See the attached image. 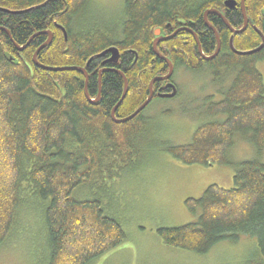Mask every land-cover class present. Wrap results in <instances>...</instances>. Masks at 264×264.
Listing matches in <instances>:
<instances>
[{
    "label": "trees",
    "instance_id": "obj_1",
    "mask_svg": "<svg viewBox=\"0 0 264 264\" xmlns=\"http://www.w3.org/2000/svg\"><path fill=\"white\" fill-rule=\"evenodd\" d=\"M89 0H0V8L17 10L7 26L12 40L26 49L17 54L3 35L0 39V246L11 242L14 230L31 212L44 223L47 264H94L125 240L118 220L104 211L98 200H83L74 192L104 177L118 178V162L127 158L132 142L146 123L142 112L127 118L146 100L151 80L167 74L166 63L152 51L154 31L169 36L184 28L197 36L201 51L211 56L216 48L213 33L204 26L203 13L215 9L234 29L242 23L239 2L226 13L228 0H125L119 29H80L75 20ZM251 23L232 39L237 52L258 48L264 36V0H245ZM20 10V11H19ZM208 22L220 38L218 55L204 61L188 31L157 45L176 71L212 72L214 82L232 76L222 98L208 105L211 119L195 129L187 145L167 143L162 151L183 165L230 166L233 187L208 186L198 199L184 205L196 220L179 227H161L157 235L170 248L205 255L214 246L242 244L247 237L254 250L247 264H264V164L257 159L234 163L227 158L233 137L238 135L257 153L264 147V84L257 62H264V47L250 55H237L229 48L231 36L218 17ZM61 24L67 35L53 23ZM53 32L52 42L37 52L39 65L48 68H84L87 94L97 95L98 65L109 54L87 61L112 46L118 50L116 64L101 74V100L90 102L84 94V77L77 71H46L32 62L45 42L40 33ZM11 61V62H10ZM13 61V62H12ZM104 62V61H103ZM108 69L110 71H108ZM157 81L153 84L156 89ZM204 112V110H203ZM32 206V207H31Z\"/></svg>",
    "mask_w": 264,
    "mask_h": 264
},
{
    "label": "rangeland",
    "instance_id": "obj_2",
    "mask_svg": "<svg viewBox=\"0 0 264 264\" xmlns=\"http://www.w3.org/2000/svg\"><path fill=\"white\" fill-rule=\"evenodd\" d=\"M124 1L89 0L73 28L119 29ZM256 68L264 84V62H257ZM212 76L207 67L199 72L177 67L172 81L178 95L154 99L145 108L142 116L146 123L133 140L127 158L118 162L115 171L119 177L110 181L104 177L74 192L79 199L98 200L106 214L118 220L125 235L122 243L94 264H247L251 258L254 250L247 237L240 239L242 244L224 242L198 255L167 247L157 235L161 227H179L196 220L197 214L184 205L186 199H198L210 185L233 187L234 170L230 166L183 165L162 151L167 143L189 144L193 132L203 123L224 120V116H204L208 105L205 100H220L232 76L219 82ZM227 158L234 163L257 159L264 164V147L257 153L235 135ZM26 217V222L14 230L11 242L0 246V264H47L44 223L37 211Z\"/></svg>",
    "mask_w": 264,
    "mask_h": 264
},
{
    "label": "water",
    "instance_id": "obj_3",
    "mask_svg": "<svg viewBox=\"0 0 264 264\" xmlns=\"http://www.w3.org/2000/svg\"><path fill=\"white\" fill-rule=\"evenodd\" d=\"M236 6V2L235 1H225L224 2V7L226 9H233L235 8ZM245 0H240L239 2V8H240V11H241V14L243 16V19H244V22H243V25L240 29H234L232 28L229 23L226 21V19L224 18V16L218 12L217 10L215 9H210V10H207L203 13V23L205 25L206 28H208L214 35V38H215V41H216V48H215V51L214 53L211 55V56H205L202 51H201V48H200V45L198 43V40H197V36L195 34H193L190 30H185L184 28H180V29H177L175 30L171 35L169 36H162L160 34V30L159 29H156L154 31V36H155V39L153 40L152 42V51L153 53L162 61H164L168 67V72L166 75L162 76V77H156L155 79L151 80L149 85H148V88H149V94L146 98V100L135 110V112L133 114H131L130 116H128L127 118H124V119H121V120H117L115 119V116H114V110L115 108L121 103V101L123 100V98L125 97L126 95V92H127V80L124 76V74L120 71H116L114 70V72L116 74H119V76H121L122 80H123V93H122V96L119 100V102L116 104V106L111 110V118L113 120V122H115L116 124H122V123H125L129 120H131L132 118H134L137 114H139L140 112H142L146 106L149 104V102L152 100L153 98V94H152V84L155 82V81H167L170 79V77L172 76L173 74V70H174V67H173V64L165 57L161 56L159 54V52L157 51V45L160 43V42H164V41H168L170 39H172L179 31H188L190 34H192L194 40H195V43H196V46H197V51H198V54L200 55V57L204 60V61H210L212 60L213 58H215L218 53H219V50H220V39H219V36L216 32V30L214 29V27H212L210 25V23L208 22V19L207 17L209 15H214L216 17H218L222 23L227 27V29L230 31L231 33V36L229 38V48L231 49V51L237 55H250V54H253V53H256L258 51H260L263 47H264V36L262 35V33L257 29L255 28V26H253V29L258 33V35L260 36V39H261V44L258 48L252 50V51H249V52H245V53H241V52H237L233 46H232V39L235 35H239L241 34L242 32L245 31L246 29V26H247V18H246V14H245ZM47 34V33H46ZM50 35V33H48ZM63 34H64V38L65 40L67 39V36H66V33L65 31L63 30ZM39 34H35L34 36H37ZM32 36L28 42L26 43V45L29 44V41L32 40V38L34 37ZM51 43V35L48 37V39L45 41L44 44H42L37 50L36 52L33 54L32 56V62L35 66L43 69V70H46V71H77L79 73H81L84 77V94L86 96V98L88 100L89 97H88V94H87V90H86V87H87V80H88V75L86 73V70L84 68H79V67H68V68H48V67H44L42 65H39L38 62H37V59H36V55H37V52L40 51L41 49H43L44 47H46L47 45H49ZM25 47V46H24ZM24 47H18L16 46V48L18 50H22ZM106 54H109V59H108V62H112V63H116L119 59V53H118V50L114 47H111V48H108L107 50H105L104 52L92 57L89 61H87L86 63V66H88L89 62L90 61H93L95 59H98V58H101L103 57L104 55ZM106 70H102L100 73H99V76L101 75V73L105 72ZM108 71H110L108 69ZM169 88L171 89V92L166 94V95H157L158 97L160 98H173L177 91H176V88L170 84L169 85ZM90 102L94 103L95 104V101H91Z\"/></svg>",
    "mask_w": 264,
    "mask_h": 264
},
{
    "label": "flooded vegetation",
    "instance_id": "obj_4",
    "mask_svg": "<svg viewBox=\"0 0 264 264\" xmlns=\"http://www.w3.org/2000/svg\"><path fill=\"white\" fill-rule=\"evenodd\" d=\"M227 11H226V13L228 12V11H233V10H236V6H235V8H233V9H231V10H229V9H226ZM11 11V12H10ZM16 11L17 10H8V9H2V8H0V39H3V35H4V37H6L11 43H12V45H13V47H14V50L16 51V53L17 54H19V53H22L25 49H26V47H27V45L26 44H24V45H18V44H16L13 40H12V38H11V31L9 30V28L8 27H6L8 24H7V22H8V18H9V16H12V15H15V13H16ZM240 13H241V11H240ZM222 15H224L223 13H221ZM210 16V15H209ZM241 18H242V23H240V25H239V28L238 29H240L241 27H242V25H243V22H244V19H243V16H242V14H241ZM247 18V17H246ZM207 19H209L208 17H207ZM202 20H203V16H202ZM220 20V19H219ZM221 21V20H220ZM222 22V21H221ZM223 24V23H222ZM250 22H249V20L247 19V26H246V29H247V27L248 26H250ZM53 25H54V27H55V29H57V30H59V31H61V33L63 34V30L65 31V29H64V27L61 25V24H59V23H57V22H54L53 23ZM205 26V25H204ZM251 27H253V26H251ZM245 29V30H246ZM47 33V34H46ZM48 33H50V35H51V42H52V38H53V32L52 31H50V30H47V31H44V32H42L41 33V35H44V36H46V40L48 39V37L50 36ZM65 33H66V31H65ZM38 36V35H37ZM67 36V35H66ZM63 38H64V34H63ZM45 40V41H46ZM64 40H65V38H64ZM66 41V40H65ZM45 42H43V44H44ZM16 46H18V47H24V46H26V47H24L22 50H18L17 48H16ZM48 46V45H47ZM46 46V47H47ZM108 59H109V57L108 58H104L102 61H101V63L98 65V67H97V69H98V79H97V95H96V97H94V101H95V104L96 103H99L100 102V100H101V75L99 76V73L102 71V70H106L107 68H106V65L107 64H116V63H112V62H108ZM104 61V62H103ZM102 74V73H101ZM156 82V81H155ZM154 82V83H155ZM158 83H157V86H156V89H153L154 87H153V84H152V94H153V98H152V100H154V99H162V98H160V97H158L157 95H166V94H168V93H170L171 92V89L169 88V85L170 84H174L173 82H172V77H171V79H169L168 81H157ZM175 88H177L176 86H175ZM149 91V90H148ZM177 93H178V91H177ZM151 100V101H152Z\"/></svg>",
    "mask_w": 264,
    "mask_h": 264
},
{
    "label": "bare ground",
    "instance_id": "obj_5",
    "mask_svg": "<svg viewBox=\"0 0 264 264\" xmlns=\"http://www.w3.org/2000/svg\"><path fill=\"white\" fill-rule=\"evenodd\" d=\"M20 11V10H19ZM11 12V11H10ZM16 12H18V11H16ZM227 21V20H226ZM233 28V27H232ZM218 33V32H217ZM41 34V33H40ZM154 36V35H153ZM33 39V38H32ZM220 39V38H219ZM152 43V42H151ZM152 45V44H151ZM26 47V46H25ZM113 47V46H112ZM158 51V50H157ZM250 51H252V50H250ZM248 52V51H247ZM37 57V56H36ZM11 62V61H10ZM13 62V61H12ZM114 71V70H113ZM101 79V78H100ZM225 86V85H224ZM87 90V89H86ZM90 98V97H89ZM95 105V104H94ZM147 108V107H146ZM144 111V110H143Z\"/></svg>",
    "mask_w": 264,
    "mask_h": 264
}]
</instances>
